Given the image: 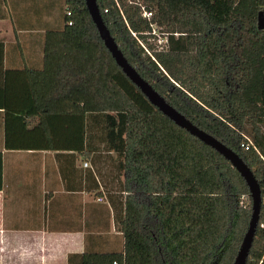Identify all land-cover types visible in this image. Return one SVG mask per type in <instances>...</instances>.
<instances>
[{"label": "trees", "instance_id": "obj_1", "mask_svg": "<svg viewBox=\"0 0 264 264\" xmlns=\"http://www.w3.org/2000/svg\"><path fill=\"white\" fill-rule=\"evenodd\" d=\"M66 4L65 20L71 23L46 31L42 67L23 69L26 114L39 119L42 148L77 137L82 141L89 116L90 128L100 130L96 138L116 157L126 192L117 219L122 251L84 252L78 264H232L251 213L244 179L126 76L84 0ZM96 4L139 75L253 172L261 206L245 264H264V28L257 27L264 0ZM154 28L166 39L162 47L156 46ZM52 122L59 123L55 130L48 126ZM246 137L252 142L247 148L241 145ZM6 145L18 146L7 140Z\"/></svg>", "mask_w": 264, "mask_h": 264}, {"label": "crops", "instance_id": "obj_2", "mask_svg": "<svg viewBox=\"0 0 264 264\" xmlns=\"http://www.w3.org/2000/svg\"><path fill=\"white\" fill-rule=\"evenodd\" d=\"M66 7L0 0V264H69L70 255L78 264L84 252L123 249V173L111 151L90 141L89 116L82 141L42 148L39 119L26 114L23 69L42 67L45 33L64 27Z\"/></svg>", "mask_w": 264, "mask_h": 264}, {"label": "water", "instance_id": "obj_3", "mask_svg": "<svg viewBox=\"0 0 264 264\" xmlns=\"http://www.w3.org/2000/svg\"><path fill=\"white\" fill-rule=\"evenodd\" d=\"M84 1L90 17L96 25L99 36L103 40L104 45L110 51L115 62L126 74V76L136 86L139 87V89L147 97V99L164 115L174 121L178 126L184 128L190 134L200 139L205 144L214 148L218 153H220L230 162V164L239 172L240 176L244 179L251 199V213L246 231L244 232L232 264H245L254 237L255 228L258 223L261 206L260 186L253 172L235 151L224 145L221 141H219L211 134L193 124L182 113H180L168 102H166L164 98L160 96V94H158V92H156L154 88H152L150 83H148L139 75L137 70L126 60L117 44L114 42L112 36L110 35L106 25L101 18L96 0ZM257 27L258 29L264 28V15L262 12H259L257 16Z\"/></svg>", "mask_w": 264, "mask_h": 264}, {"label": "rangeland", "instance_id": "obj_4", "mask_svg": "<svg viewBox=\"0 0 264 264\" xmlns=\"http://www.w3.org/2000/svg\"><path fill=\"white\" fill-rule=\"evenodd\" d=\"M155 29V28H154ZM155 37H156V46L159 48V47H162L163 44H165L164 42V38L162 36H159V33L157 32V30H155ZM89 135H91V140H95L97 141L98 139L96 138L98 135H100V130L99 128L97 127H94L93 129H89ZM94 143H97V142H94ZM103 149V146L101 147L100 144L97 146V150H102ZM91 151V150H90ZM247 202V198L244 197V203Z\"/></svg>", "mask_w": 264, "mask_h": 264}, {"label": "built area", "instance_id": "obj_5", "mask_svg": "<svg viewBox=\"0 0 264 264\" xmlns=\"http://www.w3.org/2000/svg\"><path fill=\"white\" fill-rule=\"evenodd\" d=\"M70 14V11H69V9L66 7V15H69ZM143 14L144 15H146V16H148L149 15V13H147V12H143ZM66 23H68V24H70L71 23V20H66ZM153 33H155L156 31H155V29H153V31H152ZM164 40V42H166V39L164 38L163 39ZM250 144H252V142H251V140L249 139V138H245V140H243L242 141V143H241V145L243 146V147H245V148H247ZM84 165H87V163L85 162L84 163ZM101 198L99 197L98 198V200H100ZM240 204H241V201L239 202ZM262 203H264V201H262ZM114 264L116 263L115 261L113 262Z\"/></svg>", "mask_w": 264, "mask_h": 264}]
</instances>
